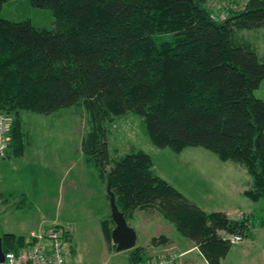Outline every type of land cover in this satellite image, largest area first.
<instances>
[{"label":"trees","instance_id":"1","mask_svg":"<svg viewBox=\"0 0 264 264\" xmlns=\"http://www.w3.org/2000/svg\"><path fill=\"white\" fill-rule=\"evenodd\" d=\"M7 1L0 0V11ZM207 1L29 0L49 8L54 21L40 27L0 16V113L10 120L8 148L19 152L24 110L47 115L82 105L80 150L109 181L124 217L156 209L209 264H221L227 236L245 235L255 221L264 226V214L253 220L205 211L154 171L147 152L118 154L106 138L107 126L131 111L154 147H204L246 169L252 183L245 196L264 200V99L252 95L264 62L241 34L264 26V0L227 3L225 13ZM113 226L110 216L101 220L109 242ZM0 235L4 249L29 240ZM158 240L168 239L151 243ZM128 250L131 264L146 258L140 246Z\"/></svg>","mask_w":264,"mask_h":264},{"label":"rangeland","instance_id":"2","mask_svg":"<svg viewBox=\"0 0 264 264\" xmlns=\"http://www.w3.org/2000/svg\"><path fill=\"white\" fill-rule=\"evenodd\" d=\"M244 1L208 0L207 2L215 8L219 7L221 10L227 3L233 2L231 6L237 7L238 4H242ZM2 5L0 16L4 18L15 21L30 18L35 25L40 27H51L53 24L54 17L50 9L47 7H35L29 3V0H8ZM215 8L214 10H216ZM223 11L224 9L221 10V12ZM241 34L243 39L252 45L259 60L264 62V26L262 28L243 29ZM159 38L156 37V40H159ZM252 95L264 99V78L253 89ZM85 114L86 112L82 105L70 106L47 115L24 110L21 114L22 128L24 130L22 142L23 146L25 145L26 147V154L21 158L23 164L27 167L31 163L32 153L40 152L38 148L43 152L54 147L52 145L53 140L56 139L55 136L60 134L71 135L69 140L66 139L67 141L62 138V144L71 145L72 151L76 144V128L82 134L86 128ZM107 127L106 138L109 150L116 149L118 154L130 152V150H144L153 160V168L158 175L175 184L186 192L188 197L197 202L201 203L204 200L200 194V185L197 184V182H203V180L208 182L207 188L213 191L214 197L224 198V196L231 194V192L225 191L222 195L223 190L230 188L226 183L227 179L223 176L227 173L226 170L234 166V164L230 161H221L212 151L201 146H187L181 153H175L168 147L164 149L156 148L150 143L145 134L141 116L131 111L117 117ZM12 148L11 146L10 150L13 151V154H20L22 151L17 152ZM191 154L211 155L213 160H204L195 164L196 166L190 165L196 168L197 171L202 170L205 174L210 172L214 177L209 180L203 175H198L200 177L198 178L190 174L189 170H195L187 167L188 164L183 163V159L180 156ZM9 158L11 160L8 158L0 159V223L12 226L16 232L19 231L16 233L17 236L22 235L24 237H30L31 233L32 235L38 234L53 225L58 228H65L66 235L63 240L65 255L68 261L76 264H126V258L123 254L124 249H115L112 240L110 242L106 240L100 228L101 220L105 218L106 210H109V207L105 206V202L98 200V197L92 196V191L95 189L92 182L95 181L97 174L92 164H90V171L85 170L84 172L86 187L89 190L87 192L82 191L80 186H78L76 191L77 200L72 204H64L62 199L57 198L58 193L61 195L62 188L58 191L57 188L53 187V183H50V186H44L46 189L43 192L45 197L44 195L40 196L39 206H35L29 199L20 200L19 196H15L18 191L17 188L28 189L30 180L22 177L21 181L17 182L14 174L16 166L12 163V159H15V157L11 156ZM216 159L219 164L213 167L212 162L216 161ZM16 162L15 159L14 163ZM74 169L76 171V165ZM235 176L239 177L240 174ZM218 179L220 180L219 182ZM239 182L241 183V180L238 181V184ZM83 193L85 194L84 196H82ZM260 199L262 198H259V201Z\"/></svg>","mask_w":264,"mask_h":264},{"label":"crops","instance_id":"3","mask_svg":"<svg viewBox=\"0 0 264 264\" xmlns=\"http://www.w3.org/2000/svg\"><path fill=\"white\" fill-rule=\"evenodd\" d=\"M78 130L79 129L76 128V144L74 145L72 151L71 145L67 146L65 143V145L62 144V138L67 141L66 139L69 140L71 135L60 134L59 136H55L56 139L53 140L54 142L52 145L54 147H51L49 150H45L43 152L40 148H38L40 152L36 154L31 152L32 160L27 167L23 164V160H21V158H23L26 154L25 145L23 146L20 154H13V151H11L10 148L7 149L6 155L0 159L3 160L8 158L11 160L9 157H15L17 162L14 163L15 159H12V163L16 166L14 174L17 178V182L21 181L22 177L30 180V186L28 189L22 187L17 188L18 191L15 196H19L20 200L29 199V201L33 202L35 206H39V198L44 195L43 192L46 190L44 186H50V183H53V187L57 188L58 191L62 188V193L61 195L58 193L57 198L62 199L64 204L70 205L77 200L76 191L78 186H80L82 191L87 192V190H89L86 187V176L84 172L85 170L90 171L91 163L84 159L83 153L80 150V138L82 133ZM183 151L184 149L180 151V153ZM180 158L183 159V163L188 164L187 167L195 170H189L190 174L198 178H200L198 175H203L209 180L211 177H214V175L210 172L205 174L202 170L197 171L196 168L191 166L192 164L195 165L204 160H213L211 155L191 154L187 156H180ZM218 164L219 161H217V159L212 162L213 167ZM232 164H234V166L228 168L226 170L227 173L223 176L227 179L226 183L230 186V188L223 190L222 195L225 191L228 193L231 192L230 195L224 196V198L214 197L212 194L213 191L207 188L208 182L205 180H203V182H197V184L200 185V194L204 198L201 203L188 197L186 192L182 191L175 184L170 183L183 193L188 200L197 204L205 211H221L231 218H236L240 213H244V215H249L254 218L253 220H255L256 217L258 218L264 214V200L260 199L261 203H259V198L258 200L253 201L249 197L245 196L244 192L251 186V178L246 169L236 165L235 163ZM75 165L76 171L74 169ZM94 169L97 174L95 181L92 182L94 183L95 188L92 191V196L96 198L98 197V200L103 203L105 202V206L109 207V196H107L106 193L107 184L98 172V169L95 167ZM216 172H218V170H216ZM236 174H240V178L236 177ZM239 180H241V183L239 182L238 184ZM219 181L220 180L218 179V182ZM84 195L85 194L83 193L82 196ZM257 203L259 204L257 205ZM109 213L110 207L109 210H106L105 217L109 216ZM127 223L135 229V245L143 248L142 252H144L145 256L157 255L170 250L177 255L175 264H209L204 255H202L200 249H198L196 243L192 239H189L178 232L176 227H174L170 221L166 220L165 217L162 216L156 209L148 207L136 208L128 217ZM7 232L17 235L16 233L19 231L16 232L12 226L0 223V233ZM158 235H164L168 240L165 242L163 240H158L155 243H151V238H156ZM28 238L30 237H26V239ZM123 254L126 258V264H131V253L129 250L124 249ZM221 264H264V226L258 224V221L249 223L246 234L243 235V239L241 241L230 243L228 252L221 259Z\"/></svg>","mask_w":264,"mask_h":264},{"label":"built area","instance_id":"4","mask_svg":"<svg viewBox=\"0 0 264 264\" xmlns=\"http://www.w3.org/2000/svg\"><path fill=\"white\" fill-rule=\"evenodd\" d=\"M9 124L10 120L0 113V157L5 155L9 147ZM64 234L63 228L53 225L38 234L31 233L28 242L17 250L4 249L1 245L3 260L0 264H76L66 258ZM227 238L232 243L241 241L243 236L237 233L230 234ZM176 256L173 251L168 250L157 255H148L135 264H175Z\"/></svg>","mask_w":264,"mask_h":264},{"label":"water","instance_id":"5","mask_svg":"<svg viewBox=\"0 0 264 264\" xmlns=\"http://www.w3.org/2000/svg\"><path fill=\"white\" fill-rule=\"evenodd\" d=\"M231 16L227 15L222 22L227 21ZM106 193L109 196V216L113 220L114 226L111 229V240L116 245L117 250L130 249L135 245L136 232L129 224L123 213L118 210L115 204V195H113L109 181L106 182ZM2 246L0 237V261H2Z\"/></svg>","mask_w":264,"mask_h":264}]
</instances>
